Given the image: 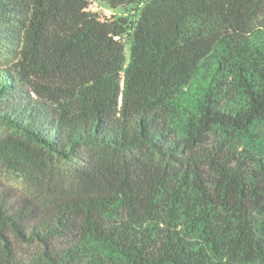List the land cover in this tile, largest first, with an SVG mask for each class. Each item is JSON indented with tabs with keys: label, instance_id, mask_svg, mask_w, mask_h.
I'll return each instance as SVG.
<instances>
[{
	"label": "trees",
	"instance_id": "1",
	"mask_svg": "<svg viewBox=\"0 0 264 264\" xmlns=\"http://www.w3.org/2000/svg\"><path fill=\"white\" fill-rule=\"evenodd\" d=\"M0 52V264H264V0H0Z\"/></svg>",
	"mask_w": 264,
	"mask_h": 264
},
{
	"label": "rangeland",
	"instance_id": "2",
	"mask_svg": "<svg viewBox=\"0 0 264 264\" xmlns=\"http://www.w3.org/2000/svg\"><path fill=\"white\" fill-rule=\"evenodd\" d=\"M94 12H98L103 16H111L113 12L104 5L93 1L90 7ZM118 14L122 13V10L116 11ZM5 60L3 54L0 52V63ZM1 186H12V187H19L22 188L25 186V178L20 171H15L14 169L10 168L8 164L0 161V187Z\"/></svg>",
	"mask_w": 264,
	"mask_h": 264
}]
</instances>
